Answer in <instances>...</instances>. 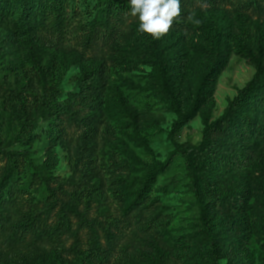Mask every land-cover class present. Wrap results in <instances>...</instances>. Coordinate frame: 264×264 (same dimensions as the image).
<instances>
[{"label": "rangeland", "instance_id": "1", "mask_svg": "<svg viewBox=\"0 0 264 264\" xmlns=\"http://www.w3.org/2000/svg\"><path fill=\"white\" fill-rule=\"evenodd\" d=\"M121 1L130 6L129 0ZM96 2L77 0L67 33L46 36L43 42L37 39L42 31L16 36L0 27V180L11 159L22 177L28 165L45 164L48 179L46 183L36 175L28 181L33 183L28 192L9 191L13 213L0 230V264H32L47 256L73 261L77 250L90 251L95 237L91 225L103 248L100 256L108 258L95 264L136 263L167 248L171 234L188 237L207 229L200 221L186 154L206 143L208 128L256 77L258 61L241 44L264 54L259 44L264 13L250 0L225 1L211 12L201 0H181V18L169 33L186 39L200 14L207 24L217 13L235 19L230 26L220 17L225 39L217 41L207 31V37L189 44L199 52L188 99L203 101L193 112L187 101L180 109L170 105L169 89L157 85L159 63H172L178 52L175 39L166 34L162 46L160 39L139 32L138 18L129 10L116 40L92 46L84 40L81 24L91 20ZM129 42L134 47L125 55L121 48ZM137 55L150 62L136 65ZM99 69L108 88L95 100L82 77L84 70ZM49 112L55 113L51 121L46 120ZM86 135L93 137L87 144ZM165 164L169 167L153 187L148 208L127 215L136 192L122 190L119 183L129 167L148 171ZM119 190L125 191L123 198ZM64 214L71 219L69 225ZM257 225L254 239L247 237L243 243L236 239L235 217L217 220L215 238L227 250L221 264H264V219ZM167 264L181 263L171 255Z\"/></svg>", "mask_w": 264, "mask_h": 264}, {"label": "trees", "instance_id": "2", "mask_svg": "<svg viewBox=\"0 0 264 264\" xmlns=\"http://www.w3.org/2000/svg\"><path fill=\"white\" fill-rule=\"evenodd\" d=\"M201 1L208 5V10L211 12V9L215 11L219 4L229 0ZM250 1L264 13V0ZM76 2L77 0H0V27L16 36H27L42 31L37 38L39 42H43L49 35L64 36L74 20ZM91 6L87 5V7ZM129 10L130 6L121 0H97L93 6L91 20L81 24V28L85 31L84 40L92 46L98 45L100 41L116 40L125 25V14ZM209 11L205 13L209 14ZM216 15L217 18L208 24L201 19L204 15H198L199 23L190 26L193 33L190 39L175 31L169 33V36L175 39L178 52L172 58V63H159L160 83L157 85L158 88L169 89L170 105H176L180 109L184 108V101H187L193 106V112H198L202 107L203 101L195 102L188 99L192 96L190 89H194L192 72L195 56L199 52L196 45L189 44L191 41L207 37V31L217 41L225 39L226 29L222 28L220 17L230 26L235 24V19L228 18L226 14ZM240 17L238 15V18ZM231 35H234L233 30ZM262 36L259 44L264 47V33ZM159 44L165 45L161 39ZM241 45L248 56L253 55L258 61L256 77L226 115L208 128L206 143L186 154L193 177L191 187L200 209V221L207 229L198 230L188 237L171 234L167 239V248L145 254L140 261L132 264H167L171 255L181 264H221V261L226 259L227 250L219 245L218 238H215L217 220L220 218L230 221L235 217L236 239L240 238L245 243L247 237L254 239L257 224L264 219V54L249 49L245 44ZM133 47L134 44L129 42L121 48V51H124L125 55L130 54ZM137 56L136 65L150 62L148 58ZM129 64L130 61L126 60V65ZM82 81L92 92L95 100L100 99L103 91L108 88L107 76L102 69L84 70ZM154 81L156 83L157 78ZM207 84L202 85L204 92L207 90ZM54 116V112H49L46 114V120L51 121V117ZM92 139V136L86 135V144ZM17 167V161L11 159L0 180V230L5 221H10L13 213V200L9 191L28 192L33 184H29L28 181H32L36 175L44 178L46 183L48 181L45 164L28 165L23 175L26 179H23ZM168 167L169 164H165L148 171L145 170L146 167L141 171L134 166L129 167L127 176H124V180L119 183L122 190L127 188L129 193L136 192V200L127 209V215L148 208L146 201ZM122 190L118 193L123 198L125 191ZM207 198L210 199L209 202ZM71 213L78 215L75 209L71 210ZM62 219L67 225L71 222L66 214ZM89 228H92V233L95 235L90 251L77 250L73 261L47 256L32 264H95L96 259H108L100 256L103 248L98 233L93 225Z\"/></svg>", "mask_w": 264, "mask_h": 264}, {"label": "clouds", "instance_id": "3", "mask_svg": "<svg viewBox=\"0 0 264 264\" xmlns=\"http://www.w3.org/2000/svg\"><path fill=\"white\" fill-rule=\"evenodd\" d=\"M129 5L130 15L138 18V31L153 39L168 34L174 21L182 15L181 0H129ZM188 18L192 19L191 16Z\"/></svg>", "mask_w": 264, "mask_h": 264}]
</instances>
